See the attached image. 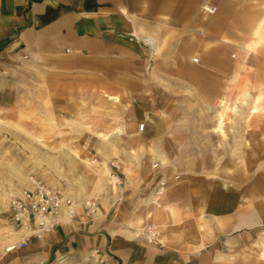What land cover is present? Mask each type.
<instances>
[{"label":"crops","instance_id":"obj_1","mask_svg":"<svg viewBox=\"0 0 264 264\" xmlns=\"http://www.w3.org/2000/svg\"><path fill=\"white\" fill-rule=\"evenodd\" d=\"M210 1L0 0V117L4 114L15 122L26 112L34 117L33 130L24 131L31 138L37 140L50 131L77 135L82 145L93 144L94 131L120 126L127 133L120 136L119 145L130 135L140 133L147 145L161 130L166 133V145H153L151 162L140 163L132 153L124 155L130 176L118 159L112 160L114 155L104 154L110 176L119 179L112 175V161L120 169L118 175L123 174L119 177L129 186L130 202L123 201L120 186L106 179L101 168L96 178L81 181L84 158L77 151L65 153L70 159L67 170L54 167L52 156L51 169L57 177L44 173L47 185L64 189V196L76 203L73 218L63 209L62 217L69 221L42 239H30L25 248L6 252L8 264H44L52 256L94 254L106 264H264V118L257 116L261 107L252 115L260 121L245 131L244 143L254 145L258 155L244 160L245 169L234 170L229 157L220 165L205 164L196 148L194 156L188 154L194 148L179 145V116L167 106L189 81L199 101L218 102L217 118L221 100L232 105L230 96L242 84L234 78L236 63L227 58L231 44L219 38L238 37L236 23L242 20L262 23L260 31L250 30L253 37L264 31V16L240 8L248 5L246 0H212L218 6L216 15L198 12L206 27L198 32L206 34L211 28L206 40L188 34L189 7ZM223 21L226 25L218 28L216 23ZM172 26L178 28V35H171ZM160 38L166 44L163 61L157 62ZM255 44L251 40L240 49L248 45L251 55ZM195 54L200 56L198 62L192 60ZM160 69L166 74L162 83L156 78ZM257 96L259 101L262 93ZM165 101L166 122L158 115ZM91 110L99 113L101 128L113 129H90ZM48 121L50 130L44 125ZM141 121L146 123L143 131L137 129ZM156 162L159 166L153 168ZM251 166L258 167L253 174L248 172ZM160 177L166 179L165 193L159 201L144 204ZM88 182L116 187L114 196H100L92 217L76 202L86 203L93 194ZM149 223L156 225L159 243L136 237L135 230Z\"/></svg>","mask_w":264,"mask_h":264},{"label":"rangeland","instance_id":"obj_2","mask_svg":"<svg viewBox=\"0 0 264 264\" xmlns=\"http://www.w3.org/2000/svg\"><path fill=\"white\" fill-rule=\"evenodd\" d=\"M246 1L248 2V5L245 7H240L244 9V13H249V15L259 13V17L264 16V0ZM209 3L214 4L217 7L216 11L218 12V6L216 2H213L211 0ZM202 5L203 3H200L196 7H189L190 10L188 12V18L190 19V21L187 24L186 31L188 32V34L198 35L201 39L206 40L211 28L206 29V34L198 32V30H200L201 28H203V30L206 28L201 25V21L198 19V12H204L209 17H212V15H216L215 13L217 12H215L214 14H209L201 9ZM216 25L218 28H221V26L226 25V23L223 21L222 23H216ZM251 26L249 21L247 20L239 21L236 23V30L239 35L238 37L229 41L224 37L219 38V40L224 43L230 42L231 47L227 48V58L234 64L236 63V73L234 75H238L237 79H239L242 83L241 85H238L239 87H236L235 94L233 93V95L230 96V102L231 104H233H229L231 106V109H229L227 114L225 115L222 125V132L214 130L216 120L218 121V118H216L215 115L218 102L209 103L206 101H199L195 95L194 87L189 81L186 82L185 91L181 92L179 96L173 95V97H171V100L174 98V101L170 100L167 103V106L175 108L176 114H178L179 116L178 128L182 131L180 136H178L179 145H187L186 147L194 148V150L188 151V154L191 151L193 156L195 154L196 148L199 157H202L203 155L205 164L210 162H218L220 165L224 158L229 157L234 161V170H240L244 168V160H246L249 155L251 157L258 155V150L255 149L254 145L244 144L247 141V139L245 138V131L248 130V128H250L255 122L260 121L258 117L253 116L247 123L245 121L246 114L254 110L255 112H252L254 113L253 115H257L260 106L261 110L257 116L261 115L262 118H264V31L261 32L260 36L253 37V35L250 34ZM170 30L172 32L171 35H178L175 34L176 30H178L177 27L172 26L170 27ZM160 32V36H162L163 31L161 30ZM168 35L169 34L165 33V36ZM176 40H178L177 36L171 38L172 43ZM251 40H256L255 51L251 55L250 52L246 55L244 49L245 47L243 48L244 50H241L240 47L245 45L247 42H250ZM165 44L166 40L164 43L163 38H160L159 51L161 53L156 56L155 60L157 62L163 61L162 51L165 47ZM192 56H195L197 58L200 57L196 54ZM164 77L166 78V74H164L163 70L160 69L156 71V78L160 80L161 83L163 82ZM252 83L256 86H253ZM243 89H247L249 91V96L246 97L245 100L242 99L243 97L241 94ZM259 92L262 93V97L258 101L259 96L257 95L259 94ZM255 95L257 97H255L253 101V97ZM209 105H211L212 108ZM159 106L160 107L158 115H160L161 117L163 116L166 122V101L164 103H160ZM234 107H241L240 109L238 108L239 113H235L232 111V108ZM90 113L94 116V118H92L91 120L90 129H92L93 131L113 129V127L107 129L101 128L99 115H97L99 113L95 112L94 110H91ZM234 114L237 115L234 116ZM27 123L32 124V127L30 129L28 128ZM33 124L34 117H30L26 112L22 113L21 117L15 122H12V120L5 118L4 114H1L0 117V264H8V256H6V251L12 249L14 244L17 242L16 239H18V237L14 238L11 241L7 239L11 231H9V229H13L14 231L16 230L12 227L10 222L9 211L7 209V201L13 195L18 194L23 188L30 186L31 180L33 178H36L37 180L42 181L47 185V179L45 178L44 173L51 172L53 177H57L55 173H52L53 169H51L52 156L54 157V165L52 164L54 167H61V169L67 170L69 168L70 159L65 153L71 152L73 154H76L77 151L78 154L82 158H84V164L81 170L80 177L81 181H89L90 176H92V178H96L95 176H97L96 174L99 173V168H101V172L106 178L107 173H105L106 170L104 165L109 159H107L108 157L104 154L110 153L111 156L114 155L112 157V160L116 161V159H118V161H120L122 164V170H124L126 174L130 176V170L127 167L126 162L123 160V158L125 157L124 155L128 152L118 153L109 149L110 152L107 153V150H105V147H107V145L104 144L105 142L101 144V141L103 142V140L94 137L96 131H94L92 135H90L92 140L91 142H93V144L91 145H82L80 143L82 141L77 135L68 136L62 133L51 134L50 131L44 135H39V138H37L36 140L31 138L24 132L26 130L27 132L28 130H33ZM44 125H47L48 130H50V121H48V123L44 122ZM11 131L14 132V134L11 133ZM217 132L222 136H220ZM29 133L34 135L33 132ZM161 133L162 130L160 131V133H158V135H156V138L154 140L149 139L147 145H145L144 142L143 147L137 148L136 153H132L133 157L135 156L134 159L140 163H144L145 161L151 162L153 156V153H151L153 151V145H166V133L165 136L163 135V133ZM56 141H58L59 143L57 144ZM30 142L32 145H30ZM40 142L44 143V145H39ZM123 146L124 143L123 145H121V147ZM262 151H264V149H262ZM120 154H123V156L120 157ZM115 156L117 158H115ZM163 163H166V160ZM247 168L249 169V167ZM250 168L251 169L248 172L251 171V173L253 174L254 170L258 167L253 168L251 166ZM115 170L118 173L120 169L116 168ZM133 170L134 171L132 173V177H135V175H137V169L133 167ZM152 175L153 172L149 173L147 180H149L150 177L152 178ZM119 176H121V178H124L121 172H119ZM108 177L111 178L110 171ZM121 178V182L120 184H118V186H120L121 188L119 190L123 192L122 199L123 201L130 202L131 197H126V194L130 192L128 189L129 186L128 184L126 185L124 179L121 180ZM79 180H75V185ZM115 181L116 180L114 179V182ZM88 183L90 185V188H92V190H95L91 192V194H93L88 196L87 199L94 201L96 207H98L100 196L104 195V193H106L105 195L107 196H114L115 194V191L112 188L111 183L109 182L104 184L101 188L98 187V185L95 183ZM67 184L68 183H66V181L63 182V186L66 187L68 186ZM144 184L145 183H143V185ZM50 188L52 187L50 186ZM55 189L59 190L64 196V189ZM144 190H147V188ZM137 199L138 198L136 197L134 201L137 202ZM76 202L84 208L83 211L87 214L86 209L83 206L84 200L78 199L76 200ZM146 203L148 204V201L145 199L144 204ZM92 216L93 215H91V217ZM143 226L144 224L140 225V231L143 229ZM140 231L137 232V230H135L136 237L143 238L142 235L139 234ZM54 262L59 264H106V261L102 257L96 256L95 254L88 257H77L76 255H69L68 257H59L57 259L52 256L44 264H53Z\"/></svg>","mask_w":264,"mask_h":264},{"label":"built area","instance_id":"obj_3","mask_svg":"<svg viewBox=\"0 0 264 264\" xmlns=\"http://www.w3.org/2000/svg\"><path fill=\"white\" fill-rule=\"evenodd\" d=\"M203 10L209 14H214L217 7L211 3H206ZM193 62H198V58H194ZM146 128L145 121L137 124V129L143 131ZM159 162H156L153 168H158ZM112 175H115L120 184V177L116 172L118 165L115 161L111 162ZM166 191V179L160 177L153 188V201H159ZM70 199L64 198L63 194L55 189L48 187L39 180L32 181L30 186L23 188L16 195L10 197L7 201V209L9 218L14 229L21 231L22 236L16 244L17 248H25L28 246L30 239H42L46 234L53 231L58 224H63L69 220H65L62 215L64 203H70ZM84 203V207L89 216L96 212V204L94 201L88 200ZM73 218V217H72ZM143 238L150 243H159L157 239V227L155 224H146L140 233Z\"/></svg>","mask_w":264,"mask_h":264},{"label":"bare ground","instance_id":"obj_4","mask_svg":"<svg viewBox=\"0 0 264 264\" xmlns=\"http://www.w3.org/2000/svg\"><path fill=\"white\" fill-rule=\"evenodd\" d=\"M56 2V1H55ZM208 3V2H205L203 3L202 5V9H203V6ZM250 23V26H251V29L255 30V31H260L262 28H261V25L262 23H259V22H253V20H251ZM250 29V30H251ZM152 38V37H151ZM151 40V39H150ZM154 45V44H153ZM245 48V54L247 55L251 50H250V47L248 45L244 46ZM244 54V53H243ZM195 58V56H192V60ZM197 58V57H196ZM242 58V57H241ZM243 59V58H242ZM236 73V72H235ZM237 76L238 75H234V78L237 79ZM239 87V86H238ZM241 92V91H240ZM242 99H246V97L249 96V91L247 89H243L242 92ZM113 99V98H112ZM117 99V98H115ZM241 100V98H240ZM243 101V100H242ZM221 104V109L217 110V118H218V121L217 123L215 124L214 126V130L215 131H218V132H222V125H223V121H224V118H225V115L227 114L228 110L231 109V106L229 105V103H227V101H225L224 99L221 100L220 102ZM239 108V107H238ZM232 108V111L235 112V113H239V109L241 108ZM243 111V110H242ZM248 111V110H247ZM252 112H255L254 110ZM252 112H249L248 115L245 116V121L248 123L249 120L252 118V115L254 113ZM237 114H234V116H236ZM232 120V119H231ZM249 126V125H248ZM126 129L123 127V126H120V127H117L116 129H113L111 131H97L95 132L94 134V137L95 138H99L101 140H103V142L109 144L107 145V147H105L106 149H111L112 151H115V152H118V153H123V152H128V153H133L135 154L136 153V149L137 148H140V147H143L144 145V139L142 138V136H140V133L138 134H135V135H130L128 137L127 140H124V146L121 147V145H119L120 143V136L123 135V134H126ZM106 145V144H105ZM142 153V151H141ZM123 155V154H122ZM135 157V156H134ZM159 157H160V154H159ZM164 159V157H163ZM113 162V161H112ZM156 163L153 164V167ZM105 167V170L107 173V176H106V179L108 178L109 180H114V178H109V166L107 165V163L104 165ZM127 170V169H126ZM32 179V178H30ZM36 178H33L31 180L32 181H35ZM115 183V182H114ZM114 189H116L115 185H114ZM152 195V196H151ZM149 195L146 200L148 201V205H151L152 204V201L154 199V196H153V193ZM86 197V196H85ZM153 197V199H152ZM64 198L68 199V197H65ZM70 199V198H69ZM70 203H64V207L62 208V211L63 209H66V212L67 213V217L70 218L74 215V207L76 205V203L74 201H72L71 199L69 200ZM89 201H86V203H88ZM154 203V201H153ZM61 215H62V212H61ZM67 220V219H66ZM11 230V231H10ZM10 231V234H9V237L7 238L8 240H13L14 238H17L20 236H22V233L21 231L19 230H13V229H9ZM17 240V239H16ZM18 242V241H17ZM17 242L14 244L13 248L6 251V252H9V251H12V250H15L16 249V244ZM62 261V260H61ZM53 264H59V263H56L54 262Z\"/></svg>","mask_w":264,"mask_h":264}]
</instances>
